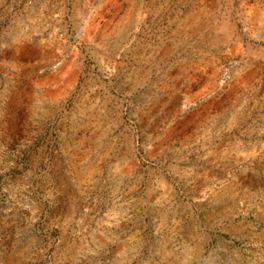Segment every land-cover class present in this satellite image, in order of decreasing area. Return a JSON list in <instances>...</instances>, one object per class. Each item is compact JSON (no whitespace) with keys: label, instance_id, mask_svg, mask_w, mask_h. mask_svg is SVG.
<instances>
[{"label":"rangeland","instance_id":"374dc122","mask_svg":"<svg viewBox=\"0 0 264 264\" xmlns=\"http://www.w3.org/2000/svg\"><path fill=\"white\" fill-rule=\"evenodd\" d=\"M0 264H264V0H0Z\"/></svg>","mask_w":264,"mask_h":264}]
</instances>
